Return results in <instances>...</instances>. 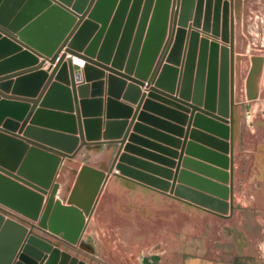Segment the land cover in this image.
Here are the masks:
<instances>
[{
  "label": "water",
  "instance_id": "95a60500",
  "mask_svg": "<svg viewBox=\"0 0 264 264\" xmlns=\"http://www.w3.org/2000/svg\"><path fill=\"white\" fill-rule=\"evenodd\" d=\"M176 1L28 0L34 11L19 17L23 20L11 22L8 15L0 14V48L15 53L11 59L0 62V76L18 70L0 78V88L4 90L11 84L9 80L15 78L13 93H0V205L75 244L106 175L101 170L82 166L64 205L56 199L57 170L63 159L71 158L83 147L104 141L102 144L120 145L114 168L122 176L209 211L221 215L228 212L229 48L200 38L196 30L209 32L229 44L230 3L179 0L173 33ZM47 15L64 20V29L49 38L48 44H41L42 39L34 29ZM190 20L192 25H188ZM39 58L50 64L49 74L42 69L43 63H38ZM82 63L83 81L96 91L98 98L102 96L103 85L98 80L103 77L101 71H106L108 94H112L111 85L120 87L114 99L126 81L129 82L126 92L131 94L133 104H137L140 87L145 84L150 92L148 98H152L154 91L175 94L178 90L179 100L191 99L196 106L191 107V112H198L195 124L201 128V133L196 135L205 139L210 148L202 150L211 160L207 161L209 165L199 164L209 172V179L198 178L211 189L209 196L193 192L195 199H192L181 187L178 188L181 193H174L168 183L136 171L133 167L140 162L128 154L138 156L135 155L138 151L124 141L134 143L138 139L126 132L125 121H108L104 133L98 134L100 121L91 117L89 107L99 108L101 99H93L94 95L90 99L84 97L81 76L73 74L77 64ZM25 83H31L28 92L22 88ZM112 100L108 101L114 104ZM27 103L32 107L25 117ZM140 106L137 105L136 114ZM199 107L203 109H196ZM94 128L97 135L92 134ZM33 239L26 226L6 219L0 212V264H17Z\"/></svg>",
  "mask_w": 264,
  "mask_h": 264
},
{
  "label": "rangeland",
  "instance_id": "374dc122",
  "mask_svg": "<svg viewBox=\"0 0 264 264\" xmlns=\"http://www.w3.org/2000/svg\"><path fill=\"white\" fill-rule=\"evenodd\" d=\"M228 2L236 9L250 7L248 18L237 19L240 28L246 30L253 16L260 19L258 34L248 35L238 51L242 59L237 61V86L241 89L239 75L249 77L251 73L246 54H264V0ZM231 27L230 22L229 30ZM248 77L246 85H251ZM238 96L233 94L236 98L230 103L234 112L229 119L234 120L227 141L231 168L225 215L202 212L141 191L130 183L134 180L114 168L120 145L86 146L61 161L55 178L56 199L65 205L82 166L103 168L106 175L75 244L0 205L6 219L20 222L34 237L17 264H191L194 259L201 264H264V93L253 97L245 93L241 105H237ZM109 153L112 156L107 158ZM163 180L167 183L169 178ZM197 190L204 194L201 184Z\"/></svg>",
  "mask_w": 264,
  "mask_h": 264
},
{
  "label": "crops",
  "instance_id": "0c3cea01",
  "mask_svg": "<svg viewBox=\"0 0 264 264\" xmlns=\"http://www.w3.org/2000/svg\"><path fill=\"white\" fill-rule=\"evenodd\" d=\"M179 0L175 2L174 6V27H173V33L174 29H176L175 22L177 19L178 11H179ZM243 6L236 9L234 6H230L229 10V23L231 22L232 27L231 30H229V43L231 44H224L220 41V37H211L206 34H201V30L197 29L196 31L200 32V38L205 37L209 41H214V43H217L219 46H227L229 48V76H230V103H232V99L234 100L233 94H239L237 102V105H241L244 102V94L247 93L251 97H253V94H263L264 93V54H246L247 60L250 63L249 70L251 69V73L249 77L251 80V85H246V80L248 76L239 75L242 78L241 89L237 86V67L239 68L237 61L240 59L239 50L243 46V43L248 38H246L248 35L250 38L252 36L258 34L260 28L259 24V18L258 17H251L250 24L246 26V30L240 28V25L237 24V19L241 22L243 18H248V11L250 10V7H245L246 9H242ZM173 9V8H172ZM196 6L195 4L192 6V16L195 13ZM221 9V7H220ZM243 10V11H242ZM34 11V5L28 3V0H0V14L2 15H8V21H14V20H23L22 18H19L20 16L30 15L31 12ZM242 11V13H241ZM211 14H213V6L210 8ZM237 14H241L240 16ZM243 14V16H242ZM30 17V19H32ZM7 19V18H4ZM28 19V21H30ZM192 19V18H191ZM212 21V18H211ZM249 21V20H248ZM262 21L264 19L262 18ZM30 23V22H28ZM246 23V22H245ZM257 24V27L255 28L254 25ZM28 25V24H27ZM188 25H192V20L188 22ZM239 25V27H238ZM242 25V23H241ZM64 29V20L59 19L56 16L47 15L42 19L40 26L35 27V32L39 38L42 39L41 44H48L47 40L49 38L55 37V33L60 32ZM193 29V28H192ZM192 31V30H191ZM174 36V34L172 35ZM173 38V37H172ZM173 39H171L172 42ZM101 45V44H100ZM169 49V46L165 52L167 54ZM163 51V48H162ZM15 53L12 52L9 49H3L0 48V62L4 61L6 59H11L14 57ZM66 61L70 59V56H66ZM243 60L245 61V58L243 57ZM43 63L42 59L39 58L38 63ZM26 65V64H24ZM50 64L48 62H44L42 69L46 72H48ZM110 67V66H108ZM245 68L244 66L242 67ZM16 69V68H15ZM12 69L11 71H8L7 74H1L0 78L7 77L9 75H13L15 71H18L17 69ZM124 69V68H123ZM179 69V67H178ZM124 71V70H123ZM12 73V74H9ZM103 73V77L101 78V81L103 82L101 93L102 96L100 98L97 97V93L95 90H91V87L89 84L85 83L83 81V75L81 68L74 69V76L76 74H80L81 76V83L80 85L85 86V92H83V96L87 99H90L91 95H94L93 99H101L100 106L98 108L97 105H90V115L91 117H95L94 119H99L100 126L98 130V134H103L105 131V124L109 121L111 122H123L125 121V127L126 132H129V135H133L138 139V141H135L134 143H128L125 139V144H130L133 148L137 149L138 156H134L133 153H129L128 155L130 157H135L140 163L138 166L133 167L138 171L139 173H142L143 175H148L150 177H154L155 179H158L160 181L164 178H169V181L167 182L168 185L171 187L175 193H181L179 191V187L186 189L187 197L193 198L192 194L193 192L199 193L197 189L200 188V184L202 185V190L204 192L205 196H209V190H211L207 185L200 182V179L203 178L206 179L205 176H208L209 172L206 171L205 168H201L199 164H202L204 166H208L207 163L210 162V158L205 153L204 149L207 151L210 149L208 148V144L205 139L198 137L196 135V132L201 133L200 127L195 124V117L198 115V112H191V107H196L192 104L191 99H187V102L179 100L177 97H179L178 90L175 91V94H168L167 92H164L163 90L161 92L154 91L152 93V98H148V88L145 84L144 87H140L139 96L137 98L138 102L137 104H133L131 102V94L126 92V86L129 84L128 81H126V85L122 90L120 91V94L117 99H114L116 97V92L120 90V87L116 84L111 85L110 89L112 90V94H108V75L109 73L106 71H101ZM49 74V72H48ZM4 75V76H3ZM130 75H133L131 73ZM132 77V76H131ZM248 77V78H249ZM244 79V80H243ZM11 84L9 85L7 90L0 88V93H6V95H11L13 93L14 89V81L15 78H11ZM7 82V81H6ZM146 83V82H145ZM31 85V83H25L22 85L24 91H30L31 88H27ZM75 85H78V82H75ZM152 87V84L150 85ZM193 91V86L191 87ZM246 88V89H245ZM192 93V92H191ZM24 94V93H22ZM155 96V97H153ZM233 97V98H232ZM35 99V98H33ZM81 98L79 95H77V100L79 101ZM114 101V104L112 102L109 103L108 100ZM2 98H0V101ZM136 100V101H137ZM184 100V99H183ZM116 102V104H115ZM147 102L146 106L144 104ZM13 103V101H12ZM17 103V102H16ZM118 104H122L127 109L119 107ZM27 106V109L25 111V117L29 114V111L32 107V104H24ZM137 105H141L138 113L136 114ZM39 109V103L36 107V111ZM196 109H203L202 107L196 108ZM130 110V111H129ZM234 110L232 109V106H230V116L233 114ZM98 113L100 115H98ZM99 116V117H97ZM33 115L31 116V118ZM134 120V121H133ZM229 120V127L232 123L233 118L228 119ZM48 121H55L59 123L56 120L49 119ZM133 121V124H132ZM60 124V123H59ZM201 125V123L199 124ZM95 126V125H94ZM138 126V128H136ZM233 126V132H234V139L235 142L238 143V134L235 130V126ZM200 128V129H199ZM111 129V127H110ZM92 134H96V128L92 130ZM125 132V133H126ZM230 133H231V127H230ZM126 135V134H124ZM101 144H94V147H98L99 145H102L106 147L107 144H102L104 141H99ZM110 145H119L118 143H111ZM111 146V147H112ZM112 149H114L112 147ZM103 151V150H102ZM96 153L97 156H100L102 153ZM111 153H109V158ZM103 164L107 162V159L102 161ZM90 167L94 169L101 170L95 166ZM131 167V166H130ZM230 160H229V170H230ZM228 170V172H229ZM104 172V169L102 170ZM230 177V172H229ZM126 182H130V180L125 179ZM137 188H139L141 191H144L145 193L149 195H155L163 197L164 199L170 200L178 205L187 206L189 208H193L196 210H200L202 212L207 211V213H213L209 210H205L203 208H200L196 206L195 204L184 201L178 197H176L174 194H168L164 193L162 191H159L155 188H152L150 186L144 185L139 182H130ZM229 187V184L227 185ZM229 197H230V188H229ZM46 198V197H45ZM197 263H196V262ZM200 260L194 259L191 264H201L199 263ZM209 262L203 261L202 264H208ZM189 264V263H188ZM220 264H228V262L220 263Z\"/></svg>",
  "mask_w": 264,
  "mask_h": 264
},
{
  "label": "bare ground",
  "instance_id": "6f19581e",
  "mask_svg": "<svg viewBox=\"0 0 264 264\" xmlns=\"http://www.w3.org/2000/svg\"><path fill=\"white\" fill-rule=\"evenodd\" d=\"M251 11H252V10H251ZM261 12H262V11H261ZM200 32H201V31H200ZM201 34H202V32H201ZM203 34L208 35V37L211 36V33H209V32H208V33H203ZM263 36H264V35H263ZM211 37H212V36H211ZM213 37H215V36H213ZM216 37H217V36H216ZM59 190H60V188H59Z\"/></svg>",
  "mask_w": 264,
  "mask_h": 264
},
{
  "label": "built area",
  "instance_id": "2783aa9c",
  "mask_svg": "<svg viewBox=\"0 0 264 264\" xmlns=\"http://www.w3.org/2000/svg\"><path fill=\"white\" fill-rule=\"evenodd\" d=\"M78 68H82L83 67V63L82 64H77Z\"/></svg>",
  "mask_w": 264,
  "mask_h": 264
}]
</instances>
